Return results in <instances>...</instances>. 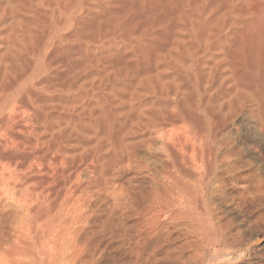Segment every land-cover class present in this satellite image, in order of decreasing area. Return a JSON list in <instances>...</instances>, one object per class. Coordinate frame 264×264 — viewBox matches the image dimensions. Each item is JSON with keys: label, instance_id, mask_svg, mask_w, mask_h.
Segmentation results:
<instances>
[{"label": "bare ground", "instance_id": "bare-ground-1", "mask_svg": "<svg viewBox=\"0 0 264 264\" xmlns=\"http://www.w3.org/2000/svg\"><path fill=\"white\" fill-rule=\"evenodd\" d=\"M263 145L264 0H0V264H86L101 214L202 231Z\"/></svg>", "mask_w": 264, "mask_h": 264}, {"label": "rangeland", "instance_id": "rangeland-1", "mask_svg": "<svg viewBox=\"0 0 264 264\" xmlns=\"http://www.w3.org/2000/svg\"><path fill=\"white\" fill-rule=\"evenodd\" d=\"M244 140L245 139H242L241 142ZM239 145H241L240 150H242L243 144L239 143ZM239 145L238 149L240 148ZM246 148L247 152L244 150L243 151L245 153L240 151L242 159L239 161L238 171L241 176L247 174V178L241 179L239 177L232 178L231 176H227V178L224 179L221 191L210 194V197L205 202L207 204L206 206L204 205L202 210V213L204 212L205 214L203 213L200 216V221H202L200 222L202 225H200V227H203V229L206 227L210 213L211 217L214 218L212 219L213 224L216 225L214 226V229L215 227L219 228V231H217L222 236L221 242L217 246L213 247L212 245L214 237L210 240V237L211 235L213 236V234L210 233L208 229H206V231L205 229H202V231H197L198 225L196 223H194V225L190 224L193 223V221L189 222L184 219H180V221L177 220L178 222L173 224L174 228L169 224L168 226L170 229H166L167 227H165L162 229V233H158L156 236L150 234L148 231V233H146V231H138L137 227L132 226V222L138 223V221H141L140 216L139 219L137 217L127 220V224L120 228L111 227L109 224L106 226V228H104V230H106L104 231L102 226H99V222H101L105 217L103 214H101L98 215L99 221L97 218L93 222V228L95 227V230L97 229L98 232L95 233L97 237L96 235L94 236L95 242L93 241L95 248L92 245L93 249L92 247L90 249L92 252L89 250L83 257V259L86 260V264H214L216 262L215 260L221 259V257L219 258L220 255H217L216 253L219 249L222 254L231 253L230 256H228V254L225 255L232 257V259H236V261H233L229 264H264V145L260 158L256 147L253 148L250 146ZM258 178L262 179L259 181ZM232 182L235 184L230 185ZM240 182H243L242 185ZM258 182L260 183L257 186ZM244 185H246V187ZM181 221H184V223ZM96 222L98 223L96 224ZM130 224L131 227L127 228V226H130ZM107 229L109 230L110 234H108ZM204 231L208 234L205 233V235ZM164 232L167 234V236L169 233L172 234H169V237H167L164 236L166 235ZM194 232H200L199 234L202 236L200 237L199 234ZM218 232H216L217 235L219 234ZM124 234L127 235V238L124 237ZM131 234L133 238H131ZM147 235L149 238H147ZM160 235L162 236L160 237ZM196 235H199L200 238L195 237ZM122 236L123 239L121 238ZM137 239L141 242H138ZM209 241H211V244L208 243ZM132 243L136 244L132 245ZM245 247L246 249L244 251ZM247 248L250 249L247 250ZM94 249L97 250L94 251ZM238 250L240 251L238 252ZM242 251L243 253L241 254Z\"/></svg>", "mask_w": 264, "mask_h": 264}]
</instances>
